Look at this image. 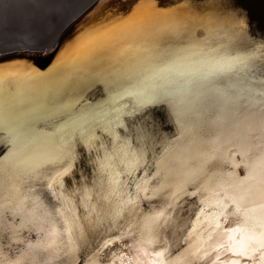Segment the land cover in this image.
Masks as SVG:
<instances>
[{"label": "snow or ice", "instance_id": "obj_1", "mask_svg": "<svg viewBox=\"0 0 264 264\" xmlns=\"http://www.w3.org/2000/svg\"><path fill=\"white\" fill-rule=\"evenodd\" d=\"M219 19L207 17L210 25ZM245 28V22L233 15L209 30L211 39L194 35L180 43L154 39L147 46L128 45L108 56L103 54L107 32H99L90 54L80 63H95L100 70L91 80L86 75L77 79L87 88L103 83L106 105L82 106L75 114L72 110L79 100L60 105L53 115L65 114L68 120L41 140L20 131L23 124L11 127L6 117L2 143L10 147L0 161V218L12 217L10 240L15 237L13 242L24 245L21 258L9 264H24V257L39 252L56 256L63 251L77 260L81 248H90L89 234L101 228L113 231L125 213L133 220L140 218L148 243L161 229L172 227L175 236L183 231L173 218L182 195L199 197L192 227L180 241L187 246L175 257L167 247L156 251L155 264H192L212 253H218L212 264L224 253L231 257L226 264L255 262L257 257L264 264V44L234 52V43H244ZM137 30L143 32V26ZM180 30L175 22L164 29L171 35ZM125 100L131 102L121 103ZM160 104L167 105L175 119L178 134L172 140L161 141L156 119L148 111ZM228 121L231 130L226 142L241 156L243 177L211 167L221 149L222 125ZM209 122L221 126L211 141L205 140ZM253 130L259 133L256 156L246 142V134ZM202 144L210 146L201 150ZM77 147L83 151L78 153ZM81 158L83 167L77 169ZM193 160L195 166H191ZM138 172H142L139 177ZM39 184L51 196L50 204L42 199ZM189 185L194 188L191 192ZM162 194L164 204L159 209L150 205L142 214L140 203ZM229 216L235 218L234 224L223 229L217 242L209 243L211 233L207 240L199 235L193 239L204 221L215 233L221 218L227 222ZM25 230L35 231V242L25 244L18 238ZM123 238L122 234L104 240L86 255L84 264H98L101 253Z\"/></svg>", "mask_w": 264, "mask_h": 264}, {"label": "bare ground", "instance_id": "obj_2", "mask_svg": "<svg viewBox=\"0 0 264 264\" xmlns=\"http://www.w3.org/2000/svg\"><path fill=\"white\" fill-rule=\"evenodd\" d=\"M25 1L28 2V6H25ZM65 1L0 0V47L11 45L12 42H21L31 47H38L37 45H42L46 40L53 38L52 36L56 35L57 30L61 27L62 14L66 9ZM26 7L28 8L26 9ZM91 11L92 13L84 16L76 24V28L71 34L59 41L55 47L56 49L53 48L48 53H40L32 61L27 57H0V130H3L4 118L7 117L10 120L11 127L15 128L17 125L23 124L20 131L28 134L32 130V126L38 129L49 126L51 130L38 132L39 137H47L56 133L57 129L69 118L65 114L53 115L60 105L79 100L80 103L72 110L73 114L77 113L82 106L95 107V103L106 105L108 93L103 83H94L91 88H87L77 79L86 75L91 80L93 74L100 70V65L95 63H80L84 56L90 54L91 42L99 32H107L106 50L103 54L108 56L115 55L120 49L128 45L147 46L154 39L170 43L186 41L189 35H194L196 39L201 40L205 37L211 39L209 30L217 28L224 23L226 18L235 15L245 22L246 28L243 37L244 43H234L232 50L234 52L237 50L247 52L260 44H264V0H99ZM49 14L55 15L50 23L48 21L41 24L43 25L41 27L36 26L40 20L36 19L35 16H48ZM210 15L220 18L217 24L210 25L208 23L207 17ZM35 19L38 21L36 24L33 22ZM44 20L42 22H46V19ZM20 21L24 22L25 25L21 24ZM13 22H17L26 28H22L21 32L18 30L17 35H12L13 32H9V28L12 27ZM173 22L181 25L180 33L176 35L164 31L166 26ZM140 26H143V32L137 30ZM212 35L214 36L215 33ZM213 46H215V42ZM257 63H260V61L258 60ZM78 69H82V71H78ZM5 77L7 79H4ZM101 88H103V91H101L103 93H99ZM130 102V100H125L121 103ZM148 111L156 119L161 141L174 139L178 134V128L175 119L169 115L167 105L160 104ZM19 116L22 117L23 121H18L20 120ZM32 117H34L33 124L26 123ZM208 119L210 121L212 118ZM206 128L205 140L207 141H211L221 130V126L210 122L206 124ZM222 128L224 134L220 136L218 141L221 149L217 153L218 159L213 162L211 167L213 170L224 173L234 171L238 176L243 177L245 168L241 163V156L237 154L233 144L226 142L228 133L231 130L230 121L225 122ZM258 135L259 133L255 130L246 134V142L253 146V156L258 155L260 151L255 148V145L259 143L256 139ZM5 136H0V154L4 156L7 155V149L10 147V145L2 143ZM209 146V144H202L200 149L206 150ZM159 150V148L156 149L157 152ZM249 162L251 163V160ZM195 164L196 161L193 160L191 166H195ZM233 164H239L240 166L233 168ZM37 187L45 203L50 204L51 196L45 190L44 185L39 184ZM163 195L150 202L142 201L144 210L141 208V203L139 205L142 214L150 210V205L159 209L165 202ZM190 207V203L178 202V207L173 213V218L178 227H182L187 216V209ZM212 211V209L209 210V212ZM127 220L133 223L131 231L121 243H115L107 249L102 256V260L106 262L108 258L112 261L115 259V264H155L156 257L154 253L162 249L163 245L161 244L164 234L173 237L174 229L172 227H169L166 231L161 229L159 236L148 243L146 233L142 231L140 218L137 217L133 220L125 213L116 222L115 229L111 232L126 230L124 222ZM19 221L20 219L17 217L15 223L18 224ZM234 221L235 218L232 216L228 217L227 222L221 218L219 221L221 227L217 228L215 233H212L208 222L204 221L198 226L193 239H195V235H199L203 240H207L211 233L212 240L209 243H215L218 241L223 229L232 227ZM11 222V216L0 218V226H2V230H0L2 232L0 234V250L8 245L9 241L16 239L14 237L10 240L12 236V233L9 232ZM138 224H141L140 229H138ZM105 229L107 231V228ZM18 238H22L26 244L29 240L35 242L37 237L35 231H27L25 234L21 233ZM166 242L171 243L172 241L168 239ZM16 245L19 248L17 256L21 257L24 245L17 243ZM186 246L184 244L181 249L183 250ZM114 252H116L115 255H112ZM121 254H123L122 259L120 258ZM214 254L212 257H206L203 263L209 262L212 264L218 253ZM219 255L220 259L223 256V258L230 257L227 253ZM65 257L63 251H60L56 256L39 252L35 256L24 257L23 260L24 264H57ZM219 260L216 264H222ZM7 263L9 264V261ZM241 264H259V257L256 258L255 262L242 260Z\"/></svg>", "mask_w": 264, "mask_h": 264}, {"label": "water", "instance_id": "obj_3", "mask_svg": "<svg viewBox=\"0 0 264 264\" xmlns=\"http://www.w3.org/2000/svg\"><path fill=\"white\" fill-rule=\"evenodd\" d=\"M98 1L99 0H66L65 1L66 9L64 10V13L62 14L61 27L57 30L56 35L52 36L53 38L46 40V42L42 45H37L38 47H31V46H29L27 44H23L21 42H17V43L12 42L11 45H5L4 47H0V57H5V56H8L9 58L27 57L29 60L32 61L33 59H36V56L38 54L50 52L53 48H55L57 46V44L59 43L60 40H62V38H64L65 36H68L69 34H71L75 30L76 24L84 16H87L90 13H92L91 10L95 7V5L97 4ZM42 16L44 17V15H42ZM54 17H55V15H51V14H49L48 16H45L46 20L47 19L52 20ZM45 23H47V22H45ZM17 46H21V47H17ZM101 91H103V88H101L99 90V93ZM101 93H103V92H101ZM96 105H97V103H95V106ZM0 118H1V116H0ZM18 118L20 119L18 121H23L21 116H19ZM33 118L34 117L29 119L26 123L33 124V121H32ZM138 118L139 117H136L133 119H138ZM124 121H125V123H128L129 118L124 117ZM31 128H32V130L30 131L29 134L36 136L38 138V140H41V139L46 137V136L39 137V134H38L39 131H46L47 129L51 130V128L49 126H47L46 128H40V129H38L34 126H32ZM35 129H36V131H35ZM1 135H7V133H5L3 130H0V136ZM76 151L79 153V152H82L83 149L80 147H77ZM4 157L5 156L3 154H0V160ZM80 167H83V158H81V160L76 165L77 169H79ZM86 171L90 172V169H86ZM136 175H137V177H139L140 175H142V172H138ZM64 183H65L66 188L70 187V184H69L67 178H65ZM193 190H194L193 186L189 185L187 187V191L191 192ZM198 199H199V197H189V196L182 195L181 199L179 200L180 203H190L191 207L187 209L188 210L187 216H186V218L183 222V225L181 227L183 229V231L177 232L176 235L173 237L168 235V234H164L163 241L161 244V245H163L162 248L167 247L169 249V253L171 254L172 257H175L177 253L182 251L181 247L185 243H181L180 241L183 240L184 236L187 235L188 231L192 227L191 222L193 220H195V214L199 210ZM141 208L144 210V206H142V203H141ZM78 211L81 213L83 212L82 209H78ZM187 220H188V222L186 223ZM19 223H20V221L16 225H19ZM124 223L126 226V230L124 229L123 232H120V231L107 232L105 228H101L95 234H89L90 248L89 247L81 248V250L78 253V259L77 260H72L70 257L66 256L65 259H63L61 262H58L57 264H84L86 255H91V253L94 252L104 242V238L111 239L113 237L121 236L122 234L124 235V238H125L128 235V233L131 231L133 223L128 222V220L125 221ZM185 224H186V226H185ZM130 225H131V227H130ZM140 227H141V224H138V229H140ZM26 232H27V230L23 231L22 234H25ZM1 233L2 232H0V234ZM177 237L179 239H177ZM123 239L119 240L116 243H121V241ZM168 239H170L172 242L171 243L166 242ZM107 249H109V248H106L103 251V253H101V255L98 257V264H113V261L109 260V258L107 259L106 262H104V260H102V256ZM17 250H19V248H17L16 243L13 241H9V244L4 246V248L0 250L1 251L0 252V262H3V264H8L7 261H12V260H15L17 258H21V257L17 256L18 255ZM115 253L116 252H114L112 255H115ZM212 255L214 256L215 254L212 253L210 256L212 257ZM223 257H222V259L219 260V262L222 264H226V262L229 259H231V257H226V258H223ZM204 260H205V258L203 260H194L192 262V264H210L209 262L203 263Z\"/></svg>", "mask_w": 264, "mask_h": 264}, {"label": "rangeland", "instance_id": "obj_4", "mask_svg": "<svg viewBox=\"0 0 264 264\" xmlns=\"http://www.w3.org/2000/svg\"><path fill=\"white\" fill-rule=\"evenodd\" d=\"M28 2L27 1H25V6H28L29 4H27ZM28 7H26V9H27ZM41 15H38V16H35V18L36 19H38V20H40V22H38V21H36V19L33 21L34 22V24H36L37 22H38V24L36 25V26H38V27H41V26H43V25H41V22L44 20V19H46L45 18V16L43 17V16H41ZM45 21V20H44ZM49 21V22H48ZM50 19L48 20H46V22H48V23H50ZM20 23L21 24H23V25H25V23L24 22H22V21H20ZM42 24H45V22H42ZM33 27V26H32ZM24 29V28H26V27H23V26H21L19 23H17V22H13L12 23V27L11 28H9V32H13L12 33V35H17V32H18V30H19V32H21V29ZM23 31H25V30H23ZM20 35V34H19ZM9 36V35H8Z\"/></svg>", "mask_w": 264, "mask_h": 264}]
</instances>
